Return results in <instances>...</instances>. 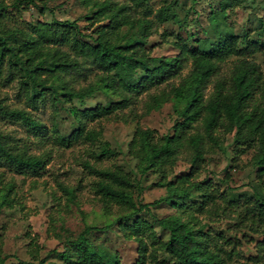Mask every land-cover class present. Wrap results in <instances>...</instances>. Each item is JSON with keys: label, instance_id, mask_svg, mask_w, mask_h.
Returning <instances> with one entry per match:
<instances>
[{"label": "trees", "instance_id": "16d2710c", "mask_svg": "<svg viewBox=\"0 0 264 264\" xmlns=\"http://www.w3.org/2000/svg\"><path fill=\"white\" fill-rule=\"evenodd\" d=\"M25 4L36 5L41 11L47 7L46 1L38 4L37 0H12V5L21 11ZM81 4L87 8L83 18L87 20L88 31L81 29L77 20L56 18L28 22L26 28L7 26L4 19L8 7L0 0V76L7 64L8 74L20 78L25 95L34 106L50 95L54 105L57 101L65 107L77 127L68 136L57 134L55 139L61 143H70L72 138L98 140L102 133L87 128L88 119L126 108L151 87L165 83L160 91L148 93L147 110L172 99L177 113L173 130L160 135L153 128L138 125L128 151L137 159L139 172L152 169L160 173L155 183L164 186L166 193L149 202L135 200L134 187L139 193L144 188L133 183L129 172L117 166L98 167L88 161L85 165L99 176L96 191L107 211L112 202L127 210L117 218V224L125 236L137 241L138 257L134 264H229L234 256L241 255L236 249L238 240L210 233L203 225L196 226L193 212L214 209L228 217L231 209L218 199L232 205L239 204L240 198H227L211 179L196 176L204 167L206 153L221 147L220 133H230L233 165H239L241 153L253 149L251 163L257 179L264 185V71L258 62L247 57L256 51L264 54V42L250 39L241 46L240 36L229 32L220 35L209 48H202L198 43L189 44L191 34L170 39L163 31V40L178 48V52L172 56H153L146 45L149 36L158 31L156 23L182 21L173 4L156 9L148 0H81ZM220 4L224 9L225 2L221 0ZM124 26L141 27L142 33L128 39L121 34ZM230 56L235 59L228 73L223 74L220 69ZM94 68L97 71L87 85L73 84L75 78ZM211 81L213 86L209 89ZM97 93L105 95V103L84 104ZM0 116L21 120L37 135L45 133L46 125L41 120L24 108L9 107L1 99ZM117 153L107 140H102L96 156ZM179 159L189 164L186 172H174ZM48 160L49 155L18 148L0 130L1 166L36 175ZM14 202V196H9L6 205L12 207ZM161 203L179 213L165 217L151 213L153 221L144 216ZM244 204V210L235 214V223L264 232V194L247 198ZM154 223L168 230L166 240L158 238ZM105 227L85 225L76 237L66 240L62 249L53 248L42 257L38 245L31 240L32 259L18 258L14 264H122L117 252L91 240L94 231ZM159 251H164L168 258L159 260ZM8 257L0 248V264H6ZM240 264H264V239L257 241L256 254L247 256Z\"/></svg>", "mask_w": 264, "mask_h": 264}, {"label": "rangeland", "instance_id": "374dc122", "mask_svg": "<svg viewBox=\"0 0 264 264\" xmlns=\"http://www.w3.org/2000/svg\"><path fill=\"white\" fill-rule=\"evenodd\" d=\"M3 1L8 7L7 17L4 19L7 26L26 28L28 22L51 21L56 18L77 20L81 29L89 30L86 27L87 20L83 18L87 8L81 4V0H37L38 4L46 1L47 7L44 11L33 4H25L21 11L12 5V0ZM222 1L226 4L224 9L221 8V0H148L154 9L164 4H173L182 20L179 23L172 20L156 23L158 31L149 36L146 45L149 53L153 56H172L178 52V48L163 40L161 37L163 31L168 33L170 39H175L178 35L184 38L191 34L189 44L198 43L202 48H209L220 35L229 32L240 36L241 46L250 39L264 42V0ZM122 33L128 39H135L142 33V29L138 26L134 28L124 26ZM247 57L258 62L264 71L262 52L256 51ZM234 59L235 56H230L229 60L222 64L221 73H228ZM2 68L1 101L9 107L26 109L46 126L44 135H37L21 120L0 116V130L8 134L11 143L18 148L29 153L49 155L44 169L36 175L17 173L7 166L0 165V248L2 254L9 255L6 264L16 263L18 258L31 260L29 251L31 240L38 245L41 257L53 248L62 249L66 240L76 237L85 225L99 227L107 225L94 231L91 240L105 244L117 252L122 264H134L138 257L137 241L125 236L117 224V218L127 210L112 202L110 211H107L100 194L96 191L99 176L85 165V161L98 167L117 166L129 172L133 183L144 188L139 193L137 187H134L135 200L149 202L164 195L166 188L155 183L160 179V173L152 169L146 173L139 172L137 159L129 153L128 144L138 125L153 128L160 135L173 130L177 113L172 99L165 101L158 108L147 110L148 93L160 91L165 83L151 87L137 102L126 108L110 115L88 119L86 127L100 130L102 133L98 140L72 138L70 143H61L55 139L56 135L68 136L77 127L73 116L61 103L55 101L57 105H54L50 95H47L44 102L39 101L38 105L34 106L27 99L25 86L21 85L20 78L8 74L7 64ZM188 68V66L184 68L183 74ZM96 71L95 68L87 70V74L75 78L73 84L76 87L87 85ZM212 86L211 81L209 89ZM105 99L104 94L97 93L88 97L84 104L105 103ZM220 136L221 147H216L214 152L206 153L204 167L196 178L211 179L214 187L224 192L227 198H240L239 204L230 205L218 199L231 209L228 217L214 209L193 213L196 216V226L203 225L210 233H221L232 240L235 238L238 240L236 249L240 250L241 255L234 256L229 264H240L247 256L256 254V243L264 239V232L251 231L248 226L235 223V214L239 210H244V201L247 198H256L258 193L264 194V185L257 179L255 167L251 163L254 150L249 149L241 153L239 165H233L235 161H231L234 154L232 135L220 133ZM102 140H107L118 153L109 157H97L96 153L102 148ZM188 165L184 159H179L174 172H186ZM9 196L15 198L12 207L6 205ZM151 213L165 217L179 212L174 207L161 203L153 207L151 212L144 214L153 221ZM154 228L158 238L162 240L168 238V230L156 223ZM225 245L229 246V243L225 242ZM158 258L166 260L168 255L164 251H159Z\"/></svg>", "mask_w": 264, "mask_h": 264}]
</instances>
